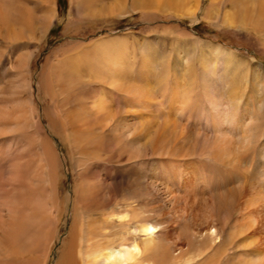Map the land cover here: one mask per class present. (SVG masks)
Instances as JSON below:
<instances>
[{
	"label": "bare ground",
	"instance_id": "1",
	"mask_svg": "<svg viewBox=\"0 0 264 264\" xmlns=\"http://www.w3.org/2000/svg\"><path fill=\"white\" fill-rule=\"evenodd\" d=\"M35 1H37L40 8L38 12H36L37 15L33 14V11H31L30 8H27L26 10V6L24 7L23 5H20L21 3L19 0H0V38L2 40H16V38H21V36H26L27 34V38H36L40 45L45 41L48 31L57 17L54 9L55 0ZM35 1L33 0L32 2ZM214 1L216 0L209 1V7L204 11L203 19H208L209 14L212 12V6L217 2ZM232 2L233 1H231L230 4ZM249 3L253 6V14L251 13L253 18L248 17V12L244 9L246 15L242 14V19L237 21V23H243L246 21L253 25L256 21L264 22V0H250ZM70 5L71 12L74 11L76 18L80 21H85L84 19H86L87 22L91 21V23L96 24L110 23L112 19H117L119 17H134L143 22H150L155 15L160 13L163 15L167 13H175L177 19L180 20L182 18L183 20V18L188 17L191 23H194L197 22L196 15L199 10L200 0H71ZM75 22L77 23L78 21ZM71 23L73 24L72 19L70 22H67L63 34L70 33L69 27H72ZM165 27L167 28V26ZM259 27L261 28V26ZM75 30L76 31H73L75 33L73 35L77 36L78 34L76 35V33L80 28L77 26ZM163 30L168 33L167 29ZM170 30L173 29H169V31ZM125 38L128 39L129 37L127 36ZM176 40H178V38ZM128 47L130 48V45ZM125 49V43L119 41L118 38H111L106 41L98 39L97 41L89 43L87 46L78 42H64L57 47L54 52L50 53L49 57H46L44 68L41 73L43 95L47 101L45 104L46 117L49 119V125L52 128V131L54 134L56 133L61 140L59 149L60 153H57L55 150L56 147L54 148L51 145V140L49 141L44 135L45 129L39 123V120L38 122L36 120L32 121V113L25 110V113H27L26 116L24 111H22L21 114L23 118L20 125L25 128L27 127V129L31 127L35 128L36 133L31 137V141L38 144L37 151L41 157L42 164L39 166L38 163L33 167L36 169L38 168V170L41 171V174H32V168L29 166L30 164H27L26 166L27 172L25 170L24 177L23 173L20 175L19 170L13 168V166H11V168L9 167L11 176H9L8 181H3L2 177L4 175L3 173H0V264H5L6 261L14 259L18 262L17 258L19 259V256L28 258L27 260H24L25 264L46 263L47 258L44 257V259L41 260V256L39 255L42 254L43 257L47 252L49 253L53 244L52 239L54 235L58 236L59 233L61 220H59L60 218L57 216H54L53 212H56V214L59 215V213L62 212V208H64L65 202H63L61 206L57 201V197L59 196L58 186L60 184L57 176L59 173L63 174L64 171L70 172L76 176L74 182L75 194L73 195L75 199L73 202L74 209H72L73 212L72 220L70 219L71 224L69 226V233L68 236L65 237L63 243L61 240V251L59 250L60 254L55 264H141L143 258H153L158 255H161L159 258H161L160 262L162 264H169L168 262H171L170 258H174L173 260L176 261L180 260L184 255L180 252L178 255H172L171 253L159 254V248L156 243L159 230L155 223L152 224L149 221H144L145 223L139 222L135 226H130L131 223L129 224V222L134 218L133 216L130 217L128 213L118 212L117 214L111 212L107 216V220H105V218L103 219V224L118 227L120 232L123 230V226L126 227L127 225V234L125 233L124 236L123 234H119L120 232L107 236V234L104 233L105 230L103 228V233L102 231H99V229H92L96 222L93 225L91 224V214L94 213L95 215L99 214L104 216L106 213H104V210L108 209L110 206V200L114 199L115 196H118L117 193L119 192L118 184L115 182V184H112L111 182L108 183L104 180L101 177V174L98 173L94 164L96 165L99 162L103 164L111 163L116 169L118 168L120 175V172L122 170L124 171L125 168H132L137 172L142 171V174L134 177V184L132 185L136 188L141 186L140 188L142 189L140 191L143 190V194L145 193L144 195H149V197L155 196L154 194L158 192V188H163L168 204H171V207L175 206L177 210H180L179 206L185 198L194 196L200 185H206V179H208L206 176H208L209 173V168L207 169V166L209 165H207V163L209 161L211 164H216L217 166H230L232 168L244 167V158L246 157L244 155L247 151V148L245 147V142L248 138L247 128L249 127L250 129L249 125L252 123V120L249 119V116H251L252 113L248 116L249 118L244 115L238 119L231 115L232 112L229 114V112L226 113L225 111L224 113V111L221 110L222 107L220 109V106L221 102L224 101L223 96L225 93L222 92V95L219 93V85V91L216 85L211 87L207 86V90L205 91L208 93V97L204 99L202 96L201 98L203 99L194 100L192 103H190V100L195 99L192 98L194 96L193 93L191 98L188 97L186 93H184L183 96L178 97L180 95L178 88L171 96H169V94L165 92L164 86L162 88H164V92L170 97L169 100H171V104L175 105V109L163 107L165 104H163L161 100L165 98L161 96L160 99L157 96L158 93L155 94L154 91L157 87L154 88L153 84H151L153 85V88L150 87L148 65L145 61L141 60L139 64L140 67L134 72L133 69L135 67L133 68V65L131 66V64L135 62H130ZM182 50L184 49L182 48ZM213 50L217 51L219 48L213 46ZM180 53L182 54V52ZM190 56L191 55H189V57ZM31 57L33 56L31 55ZM28 58L30 57H27V55L24 57L21 56L17 62L16 69L21 81L20 86H25L27 83L29 84V80H27L28 78L23 77V72L28 68V62L30 60ZM137 58L132 59L137 61ZM155 61L158 60L156 59ZM203 61L204 60H202V62ZM204 63L205 62L202 64ZM177 64L179 65V63ZM203 67L201 69H203ZM188 68H190V66ZM205 69L206 68H204V70ZM185 72L186 70L183 71V73ZM203 73L206 74V71ZM160 74L161 73H158V75ZM167 74H169V72ZM165 80L167 82V79ZM186 80L187 79L184 78L183 81L186 82ZM188 80L187 83L191 81L190 79ZM183 81L182 85H180L182 88L184 87ZM93 85L99 87L93 88ZM161 86H159V88ZM192 86L190 84V87ZM222 86L225 85H221L220 87ZM201 87L204 92V87ZM162 88L158 90L159 96L164 93H160L162 92ZM222 88L225 89L224 87ZM25 89L27 90L26 87ZM184 89L187 90V87L185 86ZM193 89L194 88H192L191 92ZM203 92L201 91V93ZM187 93L190 92L187 91ZM168 96L166 97L168 98ZM195 97L198 98V94ZM169 100L167 99V101ZM169 107H171V105ZM177 110L182 112L181 116L183 117L197 116V118H200L199 121L203 123L205 131L209 132L210 136L206 135V132L200 134L196 130L188 129L186 126L180 124L178 122L180 119L175 115L178 114L175 113ZM5 118L0 115V122L3 123ZM7 124L8 123H6V125ZM242 132L244 133L239 138L240 133ZM234 138L238 139L237 142L234 141ZM2 153L0 166H2L3 163L5 164L7 159H10L4 157ZM194 157L197 158L195 159ZM70 161H72L75 169L70 168ZM16 165L18 164L16 163ZM107 171L106 175H108ZM220 175L222 176V173ZM249 175L252 176L251 173ZM111 176L113 177V175ZM256 176L257 173L255 178ZM105 178L108 177L105 176ZM125 179L127 180V177ZM165 180L168 184L170 183L171 187L166 186L165 183L167 182H165ZM253 180L254 179H249L248 182H246H250L248 185L249 190H251V192L254 190L255 192L252 193L250 197L246 194L248 197L246 196V199L243 198L245 199L242 203L244 204V207H250L249 205L251 204L255 205L254 203L258 201H264V194L260 191L261 188L260 190H256L255 185L257 184H255V182L253 183ZM208 181H211V179ZM137 191L139 190L137 189ZM227 191L229 190H226V193ZM238 193H240V190L234 189L228 193V195L225 194L226 197L221 196V194H219L220 196L214 197V200L211 203L212 208H210L209 211L210 215L208 214L209 217L211 219L217 217V215H220L223 208L227 207L230 209L237 206L233 205L238 198ZM139 194H141V192H139ZM213 194L217 195L216 193ZM141 195L140 197L143 198ZM113 201L117 202V198ZM115 202L114 206L116 207L119 203L117 204ZM236 203L240 204L238 201ZM263 204L264 203L260 204L261 207ZM153 205L151 206L154 207ZM136 210L139 211V209ZM146 212L147 211H145V213ZM233 212L231 211L232 214H234ZM173 213L175 212L173 211ZM249 213L250 215L253 214L252 212ZM176 220L179 219L176 218ZM86 226L88 227L87 230L89 233H87L88 238H86V246L82 251V244H80L81 248H79L78 241L80 240L81 234L83 235L82 228L84 229ZM245 227L246 223L244 221H242L238 227L239 231L244 230L242 236L245 240H250L253 237L255 239L253 238L254 240L251 243L252 247L249 246V244L245 246L244 250L247 252L236 260V264H264V224H260L259 226L256 225V227H252L251 229L248 228L247 230H245ZM92 230L93 232H91ZM200 232L198 230V232L194 233V236L192 237H195L196 241L203 246L202 249L206 248L207 240L214 242L218 235V230H216L215 226L206 227ZM192 237L191 239H193ZM261 244L262 246L259 247ZM196 251L197 249L195 252ZM199 254L197 253L198 258H200L199 256L203 253ZM205 261L207 262L208 258H206ZM218 261L220 262V260ZM9 264L11 263L9 262Z\"/></svg>",
	"mask_w": 264,
	"mask_h": 264
},
{
	"label": "rangeland",
	"instance_id": "2",
	"mask_svg": "<svg viewBox=\"0 0 264 264\" xmlns=\"http://www.w3.org/2000/svg\"><path fill=\"white\" fill-rule=\"evenodd\" d=\"M19 1L21 3L20 5H23L24 7L26 6L25 7L26 10L27 8L28 9L30 8V10L33 11V14L37 15L36 12H38V10L40 9L37 1L35 0H34L35 2H32L33 0H19ZM209 1L210 0H200L199 10L197 11V15H196L197 22H194V23H191L188 17L183 18V20L182 18L180 20L177 19L175 13H170V14L167 13L164 15L160 13V14L155 15L153 17V20H151L150 22L148 21L143 22L134 17L132 18L119 17L117 19L115 18L112 19L113 21L111 20L110 23L108 22V23L96 24V23H91V21L87 22L86 19H84L85 21H80L78 18H76V14L74 13V11L71 12V5H70L71 0H55L54 9L56 11L55 13L57 17L54 20L50 30L48 31V35L45 38V41L41 43V45L39 44V42H37L36 38L35 39L32 37L27 38V34L26 36H21L22 39L18 37L16 38V40L12 39L9 41L8 40L4 41L0 38V109H1L0 115L1 117L4 116V118L6 116V118L3 120V123L0 122V158H1L2 152H3L2 154L4 155V157L10 158V159H7L6 161L7 163L5 162V164L3 163L2 166H0V169H1L0 173L1 174L3 173L4 175L2 177L3 181H8L9 176H11L10 175L11 166H13V168H17L20 172V175H22L23 173V177H24L25 170L27 172V169H26L27 164H30L29 166H31L32 168L31 170L32 174H36V175L41 174V171H39L38 168L36 169L33 167V166H36L38 163H39V166H41L42 164L41 157L39 156V152L37 151L38 144H35L33 141H31V137H33L36 133L35 128L31 127L27 129V127L25 128L24 126L20 125L22 122V118H23L21 114L22 111H24V113L26 111H30L32 114L34 112L33 115L30 113L32 117V121L36 120L38 122L39 120V123L45 129L44 135L48 138L49 141L51 140L50 141L51 145L54 148L56 147L55 150L57 151V153H60L59 149H60L61 140L58 137V135L56 133L54 134V132L52 131V128L49 125V119L46 117V109H45L46 105L45 104L47 101L45 100V97L43 95V88H42V82H41V73L44 68L46 57L47 56L49 57L50 53L54 52L57 49V47H59L64 42H69V43L78 42L81 44L83 43L87 46L89 43L97 41L98 39H103L106 41L111 38L112 39L118 38L119 41H122L125 43V48H126L125 51H126V54L128 55V59L130 60V62L131 63L135 62L131 64V66L133 65V68L135 67L133 69L134 72H136V70H138V68L140 67L139 64L141 60L145 61V63L148 65L149 67L148 78L150 82V87L153 88V85H154V88L157 87L155 88L156 90L154 89L155 91L153 90L155 94L158 93L157 96L160 99H161V96L166 99V100L165 99L161 100V102L165 104V106H163V104L161 103L163 107L175 109V105L171 104V100H169L170 98L169 96H171L172 93L176 91L178 88H179L178 92L180 94L178 97L183 96L184 93H186L187 96L191 98L192 95L194 94L192 98H195V99L190 100V103H192L194 102V100H201L203 98L206 99L208 97V93L205 91L207 90V86L211 87L213 85L214 86L216 85L218 91L220 88L219 93L221 95L225 93L223 96L224 101H222L223 103L221 102L220 109L222 107L221 110H223L224 113L225 111L226 113L229 112V114L232 112L231 115H233L236 119L244 115L247 118L250 117L249 119L252 120V123L249 125L250 129L249 127L247 128L248 138L245 142V147L247 148V151L244 155L246 156L244 158V167H241V168L240 167L232 168L230 166L223 167L222 165L217 166L216 164H211L210 161L209 162L207 161L208 162L207 165H209L207 166V169L209 168L208 170L209 173H208V176H206L208 178L206 179L207 181L205 183L206 185H200L198 187L199 189H197L193 197H187L188 199L185 198V200L182 201V204L179 206L180 210H177L175 206L171 207V204H168L167 198L164 195L163 188H158V192L154 194L155 196L149 197V195H144L145 193L143 194V190L140 191L142 189L140 188L141 186H138L140 188L139 189L138 187L136 188L132 185L134 184L133 183L134 177H137L138 175L142 174V171L137 172L132 168H127V169L125 168L124 171L122 170L120 172L121 173L120 175L118 168L116 169L114 165H112L111 163L103 164L99 162L96 165L94 164V166H96L98 173L101 174V177L104 180H106L108 183L111 182L113 184L115 182L118 184L119 192L117 193L118 196L114 197V199L117 198V202L113 201L114 199L110 200L111 202L110 206L108 207V209L104 210V213L106 212L104 216L99 215V214L95 215L94 213L91 214L92 216L91 224L93 225L96 222L95 225H93L92 229H95V230L99 229V231H102V228H103L105 230L104 233H106L107 236L113 233H119L120 229L118 227H112L107 224H103V219L105 218V220H107V216L111 212L117 213V214L118 212H125V213H128L130 217L133 216L134 218L132 221L129 222V224L131 223L130 226H135L139 222H144V221L146 222L149 221L152 224L155 223V225L158 226L159 232L157 234L156 243L159 248L158 249L159 254L171 253L172 255L174 254L178 255L179 252L182 255L184 254L180 260H177L178 262L176 260H173L174 258L173 259L170 258L171 262H168L169 264H172V263H176V264H198V263L199 264H213V263L214 264L215 263L216 264H236V260L241 255L246 254L247 251L244 250L245 246L249 244V246L252 247L251 243L255 239L253 237L254 239L253 238H251L250 240L248 239L249 241L247 239L245 240V238L242 236L244 234L243 233L244 230L239 231L238 230L239 225L242 223V221H244L246 223L245 230H247L248 228L251 229L252 227H256V225L259 226L260 224H264V209H263L264 204L262 205L263 208L260 205L264 203V201L263 202L258 201L254 203L255 205L251 204L249 205L250 207L247 206L248 209L247 207H244V204H242L244 200L248 197L247 195H249L250 197L251 194L255 192L254 190L252 192L251 190H249L248 185L250 182L246 183L248 182L249 179L250 180L254 179L253 183L255 182V184H257L255 185L256 190H260L261 188L260 191H262L264 194V191H263L264 189V22L256 21V23H254L253 25H251L250 23L246 21L243 23H237V21L242 19L243 15H246L244 12V9L247 10L248 17L253 18V16L251 15L253 6L249 3L250 0H238V1L236 0H216L217 2L214 1L216 3L211 8L212 12L211 11H210L211 13L209 12L210 14H209L208 19H203V13L206 10V8L209 7L208 5L210 3ZM231 1H233L231 3L232 5L230 4ZM71 19L73 21V24L71 23L72 27H69L70 33L63 34V30L66 27L67 22L68 21L70 22ZM75 21H78V22L76 23ZM77 26L78 28H80V30L76 33V35L77 34L78 35L74 36L73 34L75 33L73 31H76L75 28ZM165 26H167V28ZM259 26H261V28ZM163 29H167L168 33L167 31ZM169 29H173V30L169 31ZM127 36L129 37L128 39L125 38ZM179 37H182V38H179ZM177 38L178 40H176ZM175 42L177 43V45ZM129 45L133 51L128 47ZM213 46L219 48V50L214 51ZM143 48L146 50H144ZM182 48L185 51L182 50ZM202 48L203 49L205 48V49L203 50ZM149 49L152 51H150ZM180 52H182V54ZM152 54L155 56H153ZM188 54L191 56L189 57ZM25 55H27V57H30L28 58L30 60L28 62L27 70L23 72V77L28 78L27 80H29V84L27 83L25 84V86L22 85L24 87L23 88L22 86H20L21 81H20V77L18 76L16 67H17L18 59L21 56L24 57ZM31 55L33 57H31ZM202 56L203 57L205 56V57L203 58ZM132 58L134 59L137 58V61ZM207 58L209 59V62ZM156 59L158 61H155ZM202 60H204L203 62H205L204 63L205 66L204 64H202L203 63ZM177 63H179V65ZM188 64L190 68H188L189 67ZM206 66L209 68H207ZM202 67L203 69H201ZM204 68H206L207 70L206 69L204 70ZM185 70L186 72L183 73V71ZM205 71L207 75L203 73ZM168 72L169 74H167ZM158 73H161V74L158 75ZM180 76H181V79H180ZM164 78L167 79V82ZM184 78L187 79L186 82L183 81ZM188 79H190L191 81L187 83V81H189ZM182 81L184 82L183 86L184 87L186 86L187 90L184 89V87L182 88V86H180L182 85ZM199 83H200V86H199ZM227 83H229L230 86ZM190 84L191 86L192 85L193 86L190 87ZM220 84L225 85V86H222L225 89L220 87L221 86ZM218 85H219V88H218ZM159 86L161 87L159 88ZM167 86H168V89H167ZM196 86H197V89H196ZM201 86L204 87V92ZM17 87H20V88H17ZM25 87L27 88V90L25 89ZM92 87L97 88L99 86L93 85ZM162 87H164L165 89ZM161 88H162V92L160 93H163L165 90V92H167L169 96L165 92H164L165 96H164V93L162 95L160 94L159 96L158 90H160ZM192 88H194L193 89L194 92L193 91L191 92ZM187 91L190 93H187ZM201 91L203 93H201ZM197 94L199 96L198 98L195 97L197 96ZM166 96H168V98ZM202 96L203 98H201ZM233 98L234 99L236 98L235 101ZM167 99L169 101H167ZM170 105L171 107H169ZM26 106L27 107L29 106V107L27 108ZM175 113H178V114H175L177 118L180 119L178 122L182 124L183 126H186V128L194 129L200 134H202L203 132H206L204 129L203 123L199 121L200 118H197V116L195 117L184 116L183 117L181 116L182 112L178 110ZM251 113L252 115L249 116ZM25 115L27 116V113H25ZM186 118H189V119H186ZM6 120L7 121L10 120V121L7 122ZM187 120H190V121H187ZM191 122H192V125H191ZM6 123L8 124L6 125ZM243 133L244 132L240 133L239 138L241 137ZM206 135L210 136V133L206 132ZM237 140L238 139L234 138V141L237 142ZM15 162L19 166L16 165ZM69 166L71 169L72 168L75 169V166L73 165L72 161L69 162ZM21 167H22V170H21ZM106 171L109 176L106 175ZM114 172H116L117 174ZM221 173H222V176L220 175ZM250 173L252 176L249 175ZM256 173H257V176L255 178ZM111 175H113V177ZM105 176H107L108 178H105ZM242 176L243 177L246 176V177L243 178ZM126 177H127V180L125 179ZM57 179H59V182H60L58 186L59 196L57 197V201L60 203V205L63 204V202L65 203H64V208H62V212L59 213V215H57L56 212H53V215L60 218L59 220L61 221H60L58 236L54 235L52 239L53 241V244L51 246L52 248L50 247L51 249L49 253L47 252V254L43 257H42V254L39 255L41 256L40 257L41 260L44 259V257L47 258L46 259L47 261L45 264H55L57 262V259L60 254L59 252L61 251V245L63 241L65 240V237L68 236V233H69V229H70L69 226L72 220V212H73L72 209H74L73 202H74L75 197L73 195L75 194L74 193L75 192L74 182H75L76 176H74L70 172L64 171L63 174L61 173L58 174ZM210 179L211 181H208ZM165 182L167 181L165 180ZM165 184L166 186L171 187L170 183L168 184L167 182ZM137 189L139 191H137ZM231 189L240 190V193H238V198L236 199L233 205V206L235 205L237 206L232 207L230 209H228L227 207L223 208L221 210L220 215H217V217H213L212 215L213 218L211 219L209 217L210 215L209 211H210V208H212L211 203L214 200V197L220 196L219 194H221V196L223 197H226L228 193L233 191ZM226 190H229V191H227L226 193ZM139 192H141L142 195L139 194ZM213 193H216L217 195ZM140 195L143 198H141ZM237 201L240 202L242 207L240 204L236 203ZM114 202L117 204L119 203V204L116 205L115 207ZM151 205H153L154 207H152ZM242 208H243V211L246 208L248 211L246 209L245 211L248 213L249 212L253 213L255 211H258V212H255L250 215V213L248 214L245 211L243 212ZM136 209H139L140 212L137 211ZM152 210L155 212H153ZM145 211H147L146 212L147 214L145 213ZM173 211L175 213H173ZM231 211L232 212L234 211L233 212L234 214H232ZM176 218H178L179 220H176ZM212 226L213 227L215 226L216 230H218L217 238L214 240V242H210V240H207L206 248L202 249L203 246H201L196 241V238L192 236H194V233H197L198 230L200 232L202 229H205L206 227H212ZM87 228H88L87 226L86 228L84 227V229L82 228L83 235L81 234L80 240L78 241L79 248L82 247V251H83V248H85L86 243H87L86 238H88L87 233H89ZM127 228H128L127 225L126 227L123 226V230L119 234H123L124 236ZM91 232H93V230ZM191 237L193 239H191ZM61 240H62V243H61ZM80 244H82L81 247H80ZM260 246H262V244L259 245V247ZM196 249L197 251L199 249V251L195 252ZM197 253L198 254L203 253L202 255L199 254L200 255L199 257L201 259L198 258ZM159 257H161V255H158L153 258L145 257L141 260V264H151V263L153 264V261H154V264H162L160 262L161 258ZM206 258H208L207 262L205 261ZM27 259L28 258L26 257L24 258V257L19 256V259L17 258L18 262L15 261L14 259V260L6 261L5 264H9V262L11 264H14L15 262H16L15 264H25L24 260H27ZM218 260H220V262Z\"/></svg>",
	"mask_w": 264,
	"mask_h": 264
}]
</instances>
